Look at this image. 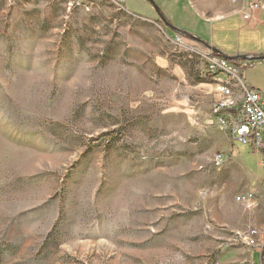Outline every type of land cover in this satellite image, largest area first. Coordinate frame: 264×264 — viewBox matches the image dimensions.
Listing matches in <instances>:
<instances>
[{
    "label": "rangeland",
    "instance_id": "1",
    "mask_svg": "<svg viewBox=\"0 0 264 264\" xmlns=\"http://www.w3.org/2000/svg\"><path fill=\"white\" fill-rule=\"evenodd\" d=\"M155 2L0 0V264H264L210 71L264 55V0Z\"/></svg>",
    "mask_w": 264,
    "mask_h": 264
},
{
    "label": "built area",
    "instance_id": "2",
    "mask_svg": "<svg viewBox=\"0 0 264 264\" xmlns=\"http://www.w3.org/2000/svg\"><path fill=\"white\" fill-rule=\"evenodd\" d=\"M242 17L245 21L251 20L249 13ZM236 61L216 53L210 63L217 96L212 114L216 124L234 140L250 146L264 169V95L245 81L242 68L237 67ZM221 73H225L227 78H221ZM222 161V156H219L217 162ZM249 244L255 245L256 241L249 239Z\"/></svg>",
    "mask_w": 264,
    "mask_h": 264
},
{
    "label": "crops",
    "instance_id": "3",
    "mask_svg": "<svg viewBox=\"0 0 264 264\" xmlns=\"http://www.w3.org/2000/svg\"><path fill=\"white\" fill-rule=\"evenodd\" d=\"M260 14H255L253 17L254 19L252 20V23L253 22H258V16H260ZM228 17V16H226ZM226 17H223V18H226ZM222 18H219L218 20H220ZM217 19L214 20V21H218ZM257 56H260V53H255ZM253 54V55H255ZM229 55H233V57H239L240 55L236 52H233L232 54H229ZM251 55V54H250ZM255 60H251V61H248L245 59V63L242 65V68L243 67H246V64H249V62H254ZM261 66H263V68L261 69V72L264 73V64H262ZM247 82V80H245ZM248 83V82H247ZM249 84V83H248ZM251 87H254V88H257L259 89L262 94L264 95V77H255L253 80H251V83L249 84ZM248 169V168H247ZM252 174H254L256 177H257V182H258V187H259V190L261 191V189L264 190V169H257V170H251V169H248Z\"/></svg>",
    "mask_w": 264,
    "mask_h": 264
},
{
    "label": "water",
    "instance_id": "4",
    "mask_svg": "<svg viewBox=\"0 0 264 264\" xmlns=\"http://www.w3.org/2000/svg\"><path fill=\"white\" fill-rule=\"evenodd\" d=\"M155 7L154 8H156V10L158 11V13H159V16L160 17H162L163 18V16H162V14H161V11H160V9H159V7L156 5V2H155V0H149ZM213 50L216 52V53H218V54H221L220 53V51H218V50H216V49H214L213 48ZM222 55V54H221ZM222 56H224V55H222ZM224 57H226V58H228V59H231V60H235V59H243L244 57H242V56H239V57H233V56H230V57H228V56H224ZM246 60H264V55H260V56H257V57H254V56H248L247 58H245Z\"/></svg>",
    "mask_w": 264,
    "mask_h": 264
},
{
    "label": "trees",
    "instance_id": "5",
    "mask_svg": "<svg viewBox=\"0 0 264 264\" xmlns=\"http://www.w3.org/2000/svg\"><path fill=\"white\" fill-rule=\"evenodd\" d=\"M262 256L264 257V253L262 254Z\"/></svg>",
    "mask_w": 264,
    "mask_h": 264
}]
</instances>
